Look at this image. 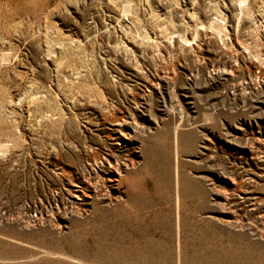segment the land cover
Here are the masks:
<instances>
[{
    "label": "rangeland",
    "instance_id": "1",
    "mask_svg": "<svg viewBox=\"0 0 264 264\" xmlns=\"http://www.w3.org/2000/svg\"><path fill=\"white\" fill-rule=\"evenodd\" d=\"M0 264H264V0H0Z\"/></svg>",
    "mask_w": 264,
    "mask_h": 264
}]
</instances>
